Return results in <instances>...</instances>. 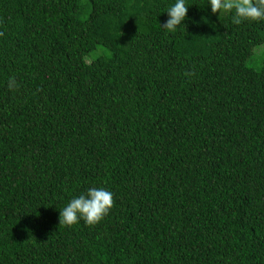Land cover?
Wrapping results in <instances>:
<instances>
[{"label": "trees", "instance_id": "trees-1", "mask_svg": "<svg viewBox=\"0 0 264 264\" xmlns=\"http://www.w3.org/2000/svg\"><path fill=\"white\" fill-rule=\"evenodd\" d=\"M175 2L0 0V264H264V21Z\"/></svg>", "mask_w": 264, "mask_h": 264}, {"label": "clouds", "instance_id": "clouds-1", "mask_svg": "<svg viewBox=\"0 0 264 264\" xmlns=\"http://www.w3.org/2000/svg\"><path fill=\"white\" fill-rule=\"evenodd\" d=\"M213 14H232V23L240 25L244 21H264V0H209ZM188 7L185 0H176L167 13L168 19L161 26L169 33L176 32L178 26L185 20ZM4 33L0 32V36ZM191 75V73H185ZM9 89L17 87L14 77L9 78ZM113 194L105 188H90L86 194L73 198L60 211L59 224L72 227L82 219L86 225L99 224L114 207Z\"/></svg>", "mask_w": 264, "mask_h": 264}, {"label": "rangeland", "instance_id": "rangeland-1", "mask_svg": "<svg viewBox=\"0 0 264 264\" xmlns=\"http://www.w3.org/2000/svg\"><path fill=\"white\" fill-rule=\"evenodd\" d=\"M260 51V48H259V50H257V52H259Z\"/></svg>", "mask_w": 264, "mask_h": 264}]
</instances>
